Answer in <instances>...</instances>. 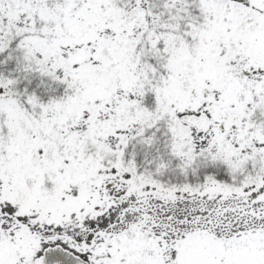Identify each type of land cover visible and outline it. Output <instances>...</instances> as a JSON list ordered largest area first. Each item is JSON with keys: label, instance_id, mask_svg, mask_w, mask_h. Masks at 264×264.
I'll return each mask as SVG.
<instances>
[{"label": "snow or ice", "instance_id": "obj_1", "mask_svg": "<svg viewBox=\"0 0 264 264\" xmlns=\"http://www.w3.org/2000/svg\"><path fill=\"white\" fill-rule=\"evenodd\" d=\"M0 264H264V0H0Z\"/></svg>", "mask_w": 264, "mask_h": 264}]
</instances>
